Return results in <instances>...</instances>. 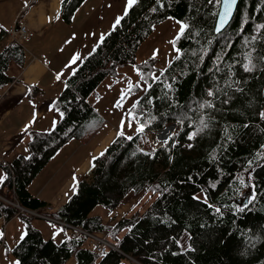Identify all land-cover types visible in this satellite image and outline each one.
Returning a JSON list of instances; mask_svg holds the SVG:
<instances>
[{
  "label": "trees",
  "instance_id": "obj_1",
  "mask_svg": "<svg viewBox=\"0 0 264 264\" xmlns=\"http://www.w3.org/2000/svg\"><path fill=\"white\" fill-rule=\"evenodd\" d=\"M83 1H61L59 16L65 23ZM218 7L215 0H137L127 15L121 11L120 23L105 32L96 51L72 65L52 103L58 112L55 127L27 131L28 153L8 162L12 182L8 168L0 164L6 176L0 195L12 199L13 191L20 205L18 210L0 200V218L19 215L24 223V239L9 250L20 264H65L70 258L75 264H264V28L254 30L264 24V0H239L233 19L216 35ZM23 17L21 11L17 20ZM169 17L189 25L175 40L179 59L176 54L164 66L157 57L137 62L141 44ZM7 38L0 29V87L12 81L8 65L24 62L22 43ZM205 46L208 50L202 52ZM245 53L251 56L250 72L242 67ZM218 55L222 60L217 63ZM126 65H135L147 83H152L149 73L159 76L165 69L160 81L138 94L136 108L128 109V123L142 124L143 131L131 139L116 135L85 175L76 178L73 194L58 208L47 209L29 185L93 115L87 97L105 79L119 80ZM209 88L213 97L207 95ZM37 93L38 87H29L28 96ZM205 100L214 107L199 108ZM201 116L208 127L199 130ZM169 124H175L170 138L155 146L147 132ZM192 131L196 134L189 140ZM251 193L255 197L249 201ZM205 196L222 216L203 203ZM132 197L139 204L112 222L91 214L98 205L113 211ZM234 205L246 207L237 212ZM38 214L98 234L118 250L105 247L101 257L87 237H73L61 225L39 218L64 229L59 242L45 239L31 224ZM183 231L189 234V247L179 256L174 246Z\"/></svg>",
  "mask_w": 264,
  "mask_h": 264
},
{
  "label": "crops",
  "instance_id": "obj_2",
  "mask_svg": "<svg viewBox=\"0 0 264 264\" xmlns=\"http://www.w3.org/2000/svg\"><path fill=\"white\" fill-rule=\"evenodd\" d=\"M61 1L57 0L55 4L52 0H29L27 2L29 3L28 6H25L21 10L24 11L23 20L26 21L28 27V38L22 44L24 49V62L20 67L14 63L8 65L6 73L11 77L12 81L0 87V155L7 162L19 155H25L27 153L26 143L28 135L26 134L27 132H22L21 129L29 121L33 113V106L28 103L30 99L35 103L37 119L31 124L28 130L47 131L53 127V121L56 123L58 120V112L52 108V103L59 92H56L55 89L60 86L62 78L72 67L71 65L65 67V65L73 53H75V47L79 45V37L77 35L81 28L72 26L71 23L68 25L65 22H60L59 11ZM17 18L18 16L4 21L5 24H0V29L6 30L11 27ZM63 25L65 27L67 25L66 40L69 43L64 42L63 44L62 63L64 64H61L56 63L52 58L49 53V46L54 39L52 31L59 29ZM49 34L52 35L48 36ZM54 42L57 44L59 41L54 40ZM58 72L62 74L60 80L56 79ZM30 86L38 87L41 93H37L36 96H28ZM73 140L75 142V139ZM102 142L103 140L95 141L93 149L96 150ZM110 142L106 145L108 146ZM70 148H73V150L66 157L65 161H59V159L56 161L52 160L48 166L52 175L42 179L38 183L39 189L35 190L36 193H32L29 190L33 196L47 203V209L54 210L58 208L73 194L75 191V181L73 178L78 174L88 171L92 160L105 149L97 153L93 152L90 156L78 157L76 161V153L80 148L76 149L74 143L70 145ZM82 167L85 168L82 169ZM69 169L71 170L70 174H68ZM0 174L5 175V171L1 166ZM69 191L68 196L66 193ZM9 195H11V192H9ZM134 200V197L128 200L126 199L120 206L127 201L134 202ZM120 206L106 219L108 222L115 220L114 216L122 212H120L122 209H120ZM6 231L7 233H11V235L15 233L14 238L12 236L11 239L12 245L19 241L20 233L24 232V223L19 215L7 221L3 217L0 218V232L3 233V239H5ZM3 239L0 237V242ZM13 240L16 241L14 244ZM65 264H75V261L73 258H70Z\"/></svg>",
  "mask_w": 264,
  "mask_h": 264
},
{
  "label": "rangeland",
  "instance_id": "obj_3",
  "mask_svg": "<svg viewBox=\"0 0 264 264\" xmlns=\"http://www.w3.org/2000/svg\"><path fill=\"white\" fill-rule=\"evenodd\" d=\"M28 1L29 0H0V24L3 25L5 24L4 21L12 17H17L20 11L25 6H28ZM52 1L55 4L57 2V0ZM125 3L126 0H85L76 8L71 21L66 24L70 25L71 23L72 26L81 27L77 35L79 37V45H77L74 49L75 53L80 54V58L90 52L93 46L99 42L101 35H104L105 32L112 27L113 22L116 21V18L118 16H121V11L124 12ZM60 22L64 23V20L61 17ZM179 28V23L170 18H168L163 23L155 26L150 36L141 44L136 55V61L141 62L146 60L147 58L152 57L153 50H157V54L155 57L159 59V66H164L165 64H167L168 61L172 60L177 54L173 49L172 42L173 38L176 37ZM67 31V25L66 27L63 25L62 27H59V29L52 31V34H54V39L49 46V53L56 63L58 62L64 64L62 63V47L65 40L67 39ZM52 34H49L48 36H51ZM11 39L12 38L8 37L7 42H9ZM54 40H58L59 42L56 44ZM25 42L26 41H23L22 44H24ZM133 66L135 65H126L120 68L121 74L119 80H113L110 78L105 79L96 88V90L87 97L86 100L94 109L93 115L81 125L77 134L74 136L75 142L74 140H72L71 142L65 144L54 156L53 161H56L57 159H59V161H65L66 157L73 150V148H70V145L72 143H74L76 149L82 146L76 153L75 160L77 161L78 157L90 156L91 153H97L100 150L106 148L104 146H107L106 144H108V142H110V140L116 136V133L118 131H123V133L127 136H131L136 132L135 125L133 127L127 126V112L129 107L132 105V102L136 100L138 94L143 90L141 88L135 87L137 81L140 80V76L133 70ZM64 78L65 76L62 78L60 86L55 89L56 92L59 91L58 94L63 89ZM128 81H131L133 84L132 94L127 95V98L122 101V107L116 108L114 107V104L117 99L120 98L121 91L128 87ZM51 92H53V90H51ZM122 121H124L125 123L122 124ZM169 125L175 126V124ZM164 127H162L161 129H163ZM158 131L159 130L149 131L147 134L151 140L155 141L154 135L152 133H157ZM100 140H103V142L96 148V150H94V142ZM161 140L158 141V144L164 143V141ZM84 168L85 167H82V169ZM8 170L10 172L12 182L13 171L12 169H10V167L8 168ZM70 172L71 170L69 169L68 174H70ZM86 172L76 175L74 177L75 182L77 177L79 178V176L85 175ZM51 175V170L46 167L42 171V173L29 185V190L32 193H36L35 190L39 189L38 183L42 179L50 177ZM69 193L70 191L67 192L68 196ZM136 201L137 200H134V202L127 201L122 206H120V209L122 208L120 212H122L120 214L118 213L117 216H114V219H117L122 214L124 215L126 213H129ZM9 204L13 207L15 206L16 208V199H14L13 197L12 199H9ZM138 204L139 203H136L134 207H136ZM113 212L114 210L109 212L104 207L98 205L94 207V209L91 211V214L99 215L101 218H103L104 221L108 222L106 219L109 218V216ZM31 224L41 232L42 236L45 239L52 238L56 242H59L64 237V229L57 224L46 222L39 219V217L31 219ZM52 225H55V228H53ZM56 228H60L63 231L57 233L55 238H53L52 233L56 230ZM5 234V239H3L4 236H2L1 238L3 240L0 242V264H12V262L15 261V258L9 253V250L13 247L11 239L12 236L14 238L15 233H12L11 235V233H7L6 231ZM188 238L189 234L186 231H183L177 239L180 241L179 246H177L176 243L174 246V252L177 255H182V253L189 247ZM15 242L16 241L13 240V244Z\"/></svg>",
  "mask_w": 264,
  "mask_h": 264
},
{
  "label": "snow or ice",
  "instance_id": "obj_4",
  "mask_svg": "<svg viewBox=\"0 0 264 264\" xmlns=\"http://www.w3.org/2000/svg\"><path fill=\"white\" fill-rule=\"evenodd\" d=\"M156 2H157V4H160L161 3V0H156ZM210 2H211V0H210ZM136 3H137V0H126L125 7H124V14L127 15L129 9L133 5H135ZM215 3L218 6H220L219 7V13H218L219 20H218V22L216 24V27H215V31L217 33H219L225 27V25H226V23H227L230 15H231V13H232L233 6L236 5L237 0H215ZM161 6H163V5H161ZM155 10H156L155 8L151 9V11H155ZM169 18L171 19V17H169ZM121 19H122V17H119V16L116 18V21L113 24V28H115V26L120 23V20ZM177 23H179L180 28H179V31L177 32L176 37L173 38L172 44H173V49L177 53L176 59H179L180 49L176 47L175 40H177V39L180 38V36L185 32V29L188 28L189 25H187L183 21H177ZM262 28H264V24H257V25H255V29L254 30L256 32H260V30ZM257 38L258 37L253 36L252 39L255 40ZM103 39H104V37H103V35H101L100 40L102 41ZM210 42L211 41H209V43ZM65 43H69V41L66 40ZM247 46H248V43H247V41H245V47H247ZM96 47H97V45H94L93 48H92V51L89 52L88 55H92L96 51ZM207 50H208L207 49V46H205L201 51L202 52H206ZM156 54H157V50H153L152 57L155 58ZM193 55L195 56L196 53L193 52ZM198 58L199 59H203V56H200ZM78 59H80V54L79 53H73L72 57L69 59L68 63L65 65V67H68L69 65H72V64L76 63ZM261 59H264V57H261ZM221 60H222V57L218 55L216 57V62L218 63ZM244 61L245 62L242 64V67H243L244 71H246V72L252 71V61H251L250 53H245L244 54ZM168 64H171V60L168 61ZM133 70L140 76V80L137 81L135 87L141 88L145 92H147L148 89L152 87V84L153 83H156V82L160 81V77H162L164 75V72H165V69L162 68V69H160V75L159 76L155 75L154 73H149L148 75H150L152 77V83H147L145 81L144 74L141 73L139 69H137V68H135V66H133ZM215 71L216 72H220L221 69L219 67H216ZM231 73H232V68H231V66H229V79L231 78ZM61 75L62 74L58 72L56 74V79L57 80H60L61 79ZM174 79L175 78H173V80ZM225 83L227 84V80H225ZM163 84H164V87L165 88L171 89V85L168 84L167 81H163ZM67 86L68 85L65 84V88H67ZM228 86L231 87L230 84ZM132 89H133V84H132L131 81H128V87L126 89H124V90L121 91L120 98L117 99V101L114 104V107H116V108L122 107V101L127 98V95H131L132 94ZM236 91H240V89L237 88ZM207 95H208V97H213L215 95V93H214V91H213L212 88H209L208 89ZM148 102L149 103L152 102V98L151 97L148 99ZM28 103L33 106V113H32L31 118L29 119V121L27 123H25L24 126H23V128L21 129L22 132H27V130L30 128L31 124L37 119V114H36V110H35V103H34V101L30 99L28 101ZM137 103H138V101H135L134 100L132 102V107L133 108H136ZM223 103L227 104L228 103V100L225 99L223 101ZM205 107L212 108V107H214V105H213L212 101L205 100V101H203V103H200L199 104V108L203 109ZM260 115H261L262 118H264V112H261ZM200 120H201V128L199 130H202L203 128L208 127L207 123L204 122L203 116H201ZM121 123L124 124L125 122L122 121ZM127 126L133 127V125L130 122L127 124ZM54 127H55V121H53V128ZM135 130H136V132H142L143 131V125L142 124H136L135 125ZM195 134H196L195 131L189 132L188 133V139L191 140L195 136ZM116 135L117 136H123L124 133H123V131H118L116 133ZM131 138H132L131 136L127 137V139H131ZM189 147H191V145H189ZM261 147L264 148V145H261ZM27 158L28 157H25V159H27ZM259 158H260L259 156L256 157V159H259ZM248 163H249V165H251L252 161H249ZM5 179H6V176L3 175V174H0V183H3ZM189 179H191V178H189ZM73 180L75 181V178H73ZM244 183L245 182L243 180H241V184L243 185ZM213 187H215V185H213ZM165 191H167V189H165ZM237 194L240 195L241 193L238 192ZM66 195H67V193H66ZM254 197H255V194L254 193L249 194L248 195L249 201H251L252 199H254ZM193 199L200 200L201 197L200 196H197V195H193ZM203 203L206 204L209 208H213L214 209V212L217 215H220V216L223 215V213H221V210H220L219 207H214L213 205L209 204L208 199H207L206 196L203 198ZM233 207L235 208V210L237 212H240V211H243L246 206H236V205H234ZM52 227L55 228V225H52ZM62 231H63L62 229L56 228V230L52 233L53 238H55V236L57 235V233H60ZM25 235H26L25 232H21L20 233V240H23L24 237H25ZM2 236H3V233L0 232V237H2ZM65 239H67V236H65ZM17 243H19V241H17ZM176 244H177V246H179L180 245V241L177 240L176 241ZM100 255H101V257H103V256L106 255V253L101 252ZM12 264H20V261L19 260H15V261L12 262Z\"/></svg>",
  "mask_w": 264,
  "mask_h": 264
},
{
  "label": "built area",
  "instance_id": "obj_5",
  "mask_svg": "<svg viewBox=\"0 0 264 264\" xmlns=\"http://www.w3.org/2000/svg\"><path fill=\"white\" fill-rule=\"evenodd\" d=\"M8 34L11 36V38L17 37V39H19V40H24L28 35L27 25L25 24V22L19 21L15 27L8 29ZM1 162L3 165H5L6 167L9 168L8 164H6L5 161H3L1 159ZM3 200L6 201L7 203H9V201H7L5 199H3ZM16 206H17L16 208L18 210H20V205L18 203ZM36 216H38L39 218L46 219V220H49V221H52L54 223L61 225L62 227H64L66 229L67 232L72 233L73 237H77V236L87 237L89 239V243L95 247L96 252H100V253L104 252L105 247H108L109 249H113L116 251L118 250L115 246H113L111 243H108L107 241H105L102 238V236H100L98 234L88 233V232H86V231H84L78 227H74V226H71L69 224L57 221L56 219L49 218L43 214H38Z\"/></svg>",
  "mask_w": 264,
  "mask_h": 264
},
{
  "label": "water",
  "instance_id": "obj_6",
  "mask_svg": "<svg viewBox=\"0 0 264 264\" xmlns=\"http://www.w3.org/2000/svg\"><path fill=\"white\" fill-rule=\"evenodd\" d=\"M238 2H239V0H237L236 5L233 6L232 13H231V15H230V17H229V19H228V21H227L225 27H224L219 33H221V32H222V31H223V30L229 25V23H230L231 20L233 19V16H234V14H235L236 7H237ZM219 7H220V6H219ZM219 7H218L217 15H216V20H215L214 29H213L214 34H216V35L219 34V33H217V32L215 31L216 24H217V22H218V20H219V15H218V13H219ZM173 127H174V125H169V126L164 127L163 129H160V130H159V131H163V132L166 133V134H165V137L162 138V141L166 142V141L168 140V138H169V136H170V134H171V131H172ZM152 141H153V144L156 143L155 145H158V143H157L158 141H157V142H155L154 140H152ZM237 201H239V199H238Z\"/></svg>",
  "mask_w": 264,
  "mask_h": 264
},
{
  "label": "bare ground",
  "instance_id": "obj_7",
  "mask_svg": "<svg viewBox=\"0 0 264 264\" xmlns=\"http://www.w3.org/2000/svg\"><path fill=\"white\" fill-rule=\"evenodd\" d=\"M216 13V12H215ZM244 13V12H243ZM245 14V13H244ZM174 128V127H173ZM258 133V132H257ZM153 135H154V138H155V141H160L162 138H164L165 137V132H163V131H158L157 133H152ZM151 134V135H152ZM169 138H170V136H169ZM168 138V139H169ZM162 141V140H161ZM158 143V142H157ZM164 143H166V142H164ZM164 143H161V144H164ZM159 145V144H158ZM264 231V230H263ZM261 232V231H260ZM169 234V233H168ZM246 243H247V241H246ZM259 243V242H258ZM262 248V247H261ZM262 250V249H261Z\"/></svg>",
  "mask_w": 264,
  "mask_h": 264
}]
</instances>
